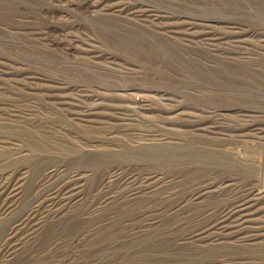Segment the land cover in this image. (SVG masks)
Listing matches in <instances>:
<instances>
[{
    "label": "rangeland",
    "instance_id": "374dc122",
    "mask_svg": "<svg viewBox=\"0 0 264 264\" xmlns=\"http://www.w3.org/2000/svg\"><path fill=\"white\" fill-rule=\"evenodd\" d=\"M0 264H264V0H0Z\"/></svg>",
    "mask_w": 264,
    "mask_h": 264
},
{
    "label": "bare ground",
    "instance_id": "6f19581e",
    "mask_svg": "<svg viewBox=\"0 0 264 264\" xmlns=\"http://www.w3.org/2000/svg\"><path fill=\"white\" fill-rule=\"evenodd\" d=\"M133 110H135L134 108H133ZM136 111V110H135ZM140 112V111H139ZM139 114V113H138Z\"/></svg>",
    "mask_w": 264,
    "mask_h": 264
}]
</instances>
